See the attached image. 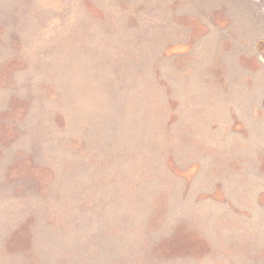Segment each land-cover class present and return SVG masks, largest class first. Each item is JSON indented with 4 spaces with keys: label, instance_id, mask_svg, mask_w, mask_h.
Returning <instances> with one entry per match:
<instances>
[{
    "label": "rangeland",
    "instance_id": "374dc122",
    "mask_svg": "<svg viewBox=\"0 0 264 264\" xmlns=\"http://www.w3.org/2000/svg\"><path fill=\"white\" fill-rule=\"evenodd\" d=\"M0 264H264V0H0Z\"/></svg>",
    "mask_w": 264,
    "mask_h": 264
},
{
    "label": "trees",
    "instance_id": "16d2710c",
    "mask_svg": "<svg viewBox=\"0 0 264 264\" xmlns=\"http://www.w3.org/2000/svg\"><path fill=\"white\" fill-rule=\"evenodd\" d=\"M93 6V5H92ZM92 12H94V10H92Z\"/></svg>",
    "mask_w": 264,
    "mask_h": 264
}]
</instances>
